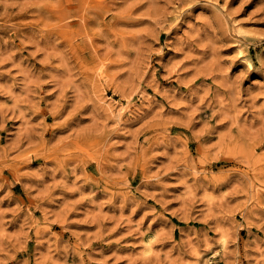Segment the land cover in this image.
I'll list each match as a JSON object with an SVG mask.
<instances>
[{
  "label": "rangeland",
  "instance_id": "374dc122",
  "mask_svg": "<svg viewBox=\"0 0 264 264\" xmlns=\"http://www.w3.org/2000/svg\"><path fill=\"white\" fill-rule=\"evenodd\" d=\"M0 264H264V0H0Z\"/></svg>",
  "mask_w": 264,
  "mask_h": 264
},
{
  "label": "bare ground",
  "instance_id": "6f19581e",
  "mask_svg": "<svg viewBox=\"0 0 264 264\" xmlns=\"http://www.w3.org/2000/svg\"><path fill=\"white\" fill-rule=\"evenodd\" d=\"M236 46H237V45H236ZM249 64H250V63H249ZM104 103L107 105L106 108H107V110L109 111V113H110L111 115H113V116H114L115 118H117L118 120L121 119L122 107L116 110V109L113 108V106H112L113 104L110 105V104H108L106 101H105ZM120 106H121V105H120ZM126 106H127V105H126ZM123 107H124V106H123ZM126 108H127V107H126ZM126 108H125V109H126ZM127 109H128V108H127ZM125 111H126V110H124V112H125ZM149 248H150V247H149ZM145 249H148V247H145ZM148 250H149V251L146 250L147 253L151 252L150 249H148ZM152 250H153V249H152Z\"/></svg>",
  "mask_w": 264,
  "mask_h": 264
}]
</instances>
